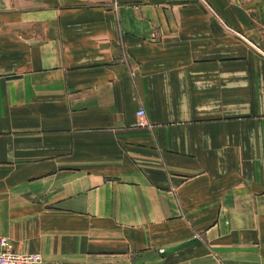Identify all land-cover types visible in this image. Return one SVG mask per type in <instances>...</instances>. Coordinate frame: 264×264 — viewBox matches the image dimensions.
<instances>
[{
    "label": "crops",
    "instance_id": "crops-1",
    "mask_svg": "<svg viewBox=\"0 0 264 264\" xmlns=\"http://www.w3.org/2000/svg\"><path fill=\"white\" fill-rule=\"evenodd\" d=\"M1 237L264 264V0H0Z\"/></svg>",
    "mask_w": 264,
    "mask_h": 264
},
{
    "label": "built area",
    "instance_id": "built-area-1",
    "mask_svg": "<svg viewBox=\"0 0 264 264\" xmlns=\"http://www.w3.org/2000/svg\"><path fill=\"white\" fill-rule=\"evenodd\" d=\"M145 115L143 108L137 110L140 119ZM41 260L38 253L19 252L14 249L12 242L6 238H0V264H37Z\"/></svg>",
    "mask_w": 264,
    "mask_h": 264
}]
</instances>
